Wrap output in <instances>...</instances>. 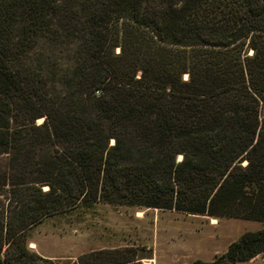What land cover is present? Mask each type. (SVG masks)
Here are the masks:
<instances>
[{
  "label": "trees",
  "instance_id": "16d2710c",
  "mask_svg": "<svg viewBox=\"0 0 264 264\" xmlns=\"http://www.w3.org/2000/svg\"><path fill=\"white\" fill-rule=\"evenodd\" d=\"M96 202L264 222V0H0V264H57L29 230Z\"/></svg>",
  "mask_w": 264,
  "mask_h": 264
},
{
  "label": "rangeland",
  "instance_id": "374dc122",
  "mask_svg": "<svg viewBox=\"0 0 264 264\" xmlns=\"http://www.w3.org/2000/svg\"><path fill=\"white\" fill-rule=\"evenodd\" d=\"M42 119H38L40 123ZM264 222L96 202L44 218L28 247L57 264L102 248L134 247L142 264L210 262ZM234 264H264V252Z\"/></svg>",
  "mask_w": 264,
  "mask_h": 264
}]
</instances>
